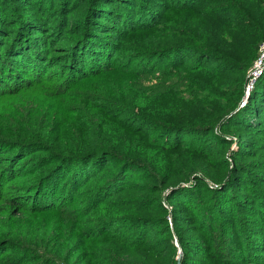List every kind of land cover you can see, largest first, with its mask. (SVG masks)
Returning <instances> with one entry per match:
<instances>
[{
  "label": "trees",
  "instance_id": "1",
  "mask_svg": "<svg viewBox=\"0 0 264 264\" xmlns=\"http://www.w3.org/2000/svg\"><path fill=\"white\" fill-rule=\"evenodd\" d=\"M262 42L264 0H0V102L32 87L79 101L50 130L24 140L0 132V219L25 215L31 202L32 216L56 211L83 231L61 228L53 245L44 229L26 240L36 246L2 237L0 264H173L170 218L181 264L231 254L264 264V76L242 106ZM113 72L123 82L149 74L159 94L150 103L125 87L112 102L87 84ZM109 114L115 126L102 122ZM9 117V132L13 120L30 121ZM229 136H238L237 151ZM26 150L42 154L33 166L22 161Z\"/></svg>",
  "mask_w": 264,
  "mask_h": 264
},
{
  "label": "rangeland",
  "instance_id": "2",
  "mask_svg": "<svg viewBox=\"0 0 264 264\" xmlns=\"http://www.w3.org/2000/svg\"><path fill=\"white\" fill-rule=\"evenodd\" d=\"M39 5H41V4H39ZM49 24H50V28H55L59 25V21L55 20ZM66 24H69V26H71L70 23H66ZM143 36H144L143 34H135V35H132L131 39L134 38L133 39L134 42L144 43ZM122 42H123V44L126 43V41H122ZM262 46H264V42L260 43V46L258 49V56L255 59V62L258 59V57H260V55H261V47ZM121 54H129V52H127V51L125 52L124 50H122ZM119 59L120 58L118 57L115 60H119ZM255 62H254V64H255ZM127 63H128V65H131V67L143 65V61H140V60L138 61V63L137 62H130V61H128ZM254 64H253V66H254ZM253 66L250 67V69H248L249 73L252 70ZM134 70H136V69H134ZM249 73L247 75V80H248ZM119 75L120 74H116L114 72L103 74L101 77H99L97 79L89 80V82L87 81V84L91 85L92 89L96 88L97 94H102L105 96L109 95V96H111V98H112V96H116L118 94V91L121 88H125V87L126 88H132L133 90L138 91V93H139L138 96L141 97L142 101H144L146 98L149 97L150 103H152L154 101L155 97L159 94V91H158L159 88L155 87V84H157L158 80H156L155 78H153L149 74L144 75V76H140L139 78L132 76L128 80H125V82H123V80H121V79L119 81H116L119 79V78H117V76H119ZM263 76H264V71H263L262 75L256 80V83ZM28 78H31V76H28ZM61 81H62V78L59 79L58 82H61ZM256 83H255V85H256ZM246 85H247V82H246ZM246 85H245V88H246ZM59 87H62V86L59 85ZM32 88H36L37 90H29L28 92L25 91L23 93H19V95H17V97H13V99H10V100H14V101L9 103V104H4V103L0 102V114L2 115V117L4 119L2 124L0 123L1 134H9V136H11V137L19 136L18 139L24 140L26 137L28 138L29 136H31L30 133L34 129L40 130L42 127L45 126V128L47 127V129L50 130L51 128L48 127V124H49V121L54 119V118H56L58 121L64 122L65 119H70L71 116H74L73 114L77 110L76 108L78 106L79 101H70V102L59 101L57 99H54L53 97L52 98L50 97V96H52L53 91L48 90V88H42L39 90H38V87H32ZM78 91L75 93L76 98H77L76 95H77ZM85 91H88V90H85ZM91 92H93V91H91ZM184 93H185V96L187 98H189L190 93L189 92H184ZM49 94H50V96H49ZM123 98L128 99L127 97H123ZM110 100L112 102H115V101H118V98H112ZM248 100H249V98H247L246 102H248ZM106 101L107 100H105V98H104L101 101H98V103H104V104L100 105V106H104L105 104H108V102H106ZM108 108L109 107H106L107 110H108ZM102 109L104 110V108H102ZM10 115L16 116V117L22 116L25 118H29L30 121H29V123H27V121L23 120V119H17V120L12 119L13 122H12V124H10L12 131L9 132V131H7L8 130L7 128H4V126H5L4 122L8 121V119L10 118L9 117ZM95 120L99 121V118L96 116ZM102 122L109 124V127H111V126H115L117 124V119L114 118L111 114H109V117L102 120ZM32 123H33V126L31 125ZM4 131H7V133H4ZM57 135L58 136H64L63 131H60L58 133H54L53 136L56 137ZM244 136H245V138L248 137V135H244ZM227 139L231 140L233 142V144L231 146V151H237L238 150V136H229V137H227ZM26 151L27 152H25V154H29L28 157L30 160L25 158L22 161L25 162L26 165H28V166H33V163L36 161L34 156H42V154L33 155V154L29 153V150H26ZM149 153H151L154 161L160 162V163L163 161V159L161 157H159L157 155L155 156V154H156L155 150L151 149V151ZM226 158H227V160L232 162V159H230V156L227 155ZM21 165H23V164H21ZM32 172H33V170H32ZM193 176L195 177L196 175L194 174ZM205 182H206V184L210 190L219 189L218 184L210 182L209 180H205ZM139 183L144 184L145 182L140 181ZM192 183L195 184L194 178H192L188 184H192ZM18 186H20V184L17 185V187ZM13 191H16V190L14 189ZM15 193H13V194H15ZM168 193L169 192L167 191L166 195ZM166 202L167 201L163 202L165 204V206L170 211L173 210V207H172L173 205H167ZM31 204H32L31 202H28L26 204L25 208H28L29 211L27 210L25 215L20 214V215L15 217V216H12L10 214L9 218H8V216L4 215L3 219H0V238L5 237L8 240L11 239L12 241L18 242V243L23 242V245H26V246H36V245H30V244L26 243V240H28L30 238H36L37 234L40 233L39 230L44 229V230H46V232H45L46 235L47 236L49 235L50 237H52V239L48 237V240L51 241V243L49 245H53L54 243L57 242V241L52 242L53 239H55V240L62 239L61 234H63V235L65 234L63 231L60 230L61 228H64V227L69 228V230L72 233H75L76 236H79L80 235L79 233L83 232L81 227L76 226L75 224H73L70 221H65V219L62 218L63 216L59 215L56 211H53V212L48 213V214L46 213L44 215H40L41 217L32 216V214H36V213H35V209H33V206H31ZM170 229H171L172 236H173L172 237L173 238L172 244L174 245L175 250L173 249V251H171V253H169L167 251V253H165V256L168 257L169 263L173 262V264H181L182 261L185 259V251L183 248L184 245L182 246L183 240L180 239V233H179L178 229L176 228V226L173 225V222L171 223V218H170ZM10 233H13L15 238L9 237L8 235ZM182 234L184 235V231H182ZM18 236L20 237V239L18 238ZM53 236H54V238H53ZM237 241H240L239 237L234 238V240L231 242V244L237 250V252H239L242 248L241 247L242 241H240V243H237ZM165 248H166V244L161 243L158 250H159V252H163L165 250ZM3 250L4 249H1L0 252ZM236 262H239V264H240V259L236 255L231 254L227 261H223V262L212 261L210 264H213V263L214 264H236ZM61 264H64V263L62 262Z\"/></svg>",
  "mask_w": 264,
  "mask_h": 264
},
{
  "label": "built area",
  "instance_id": "3",
  "mask_svg": "<svg viewBox=\"0 0 264 264\" xmlns=\"http://www.w3.org/2000/svg\"><path fill=\"white\" fill-rule=\"evenodd\" d=\"M263 71H264V46L261 47V55L256 60L252 70L249 73L247 85H246V94L244 98L245 102L247 98H249L250 93L254 90L256 80L262 75ZM244 101L242 105L246 104Z\"/></svg>",
  "mask_w": 264,
  "mask_h": 264
}]
</instances>
